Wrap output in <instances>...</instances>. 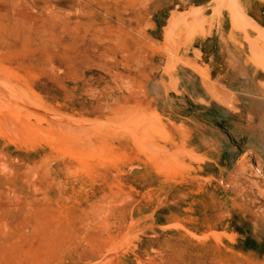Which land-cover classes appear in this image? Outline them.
Returning <instances> with one entry per match:
<instances>
[{"label": "rangeland", "instance_id": "rangeland-1", "mask_svg": "<svg viewBox=\"0 0 264 264\" xmlns=\"http://www.w3.org/2000/svg\"><path fill=\"white\" fill-rule=\"evenodd\" d=\"M239 1L0 0V264H264V154L179 78L228 16L264 67Z\"/></svg>", "mask_w": 264, "mask_h": 264}, {"label": "crops", "instance_id": "crops-1", "mask_svg": "<svg viewBox=\"0 0 264 264\" xmlns=\"http://www.w3.org/2000/svg\"><path fill=\"white\" fill-rule=\"evenodd\" d=\"M211 2L171 0V4L178 3L183 9L203 8ZM239 4L244 13L264 29V0H244ZM227 20L229 30L219 31L216 27L211 35L198 38L195 55L188 56L195 60L198 70L207 71L206 75L182 66L179 78L183 105L187 108L194 104L204 106V115L209 116L200 119L212 122L209 123L212 131L203 129L198 135L213 143L220 140L218 149L225 156L223 163L229 166L236 162L237 154L246 149L255 147L264 154V67L250 60L246 35L256 37L257 32L235 29L229 16Z\"/></svg>", "mask_w": 264, "mask_h": 264}]
</instances>
